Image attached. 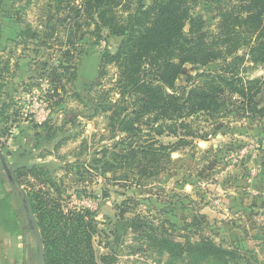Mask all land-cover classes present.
Listing matches in <instances>:
<instances>
[{
  "label": "rangeland",
  "instance_id": "374dc122",
  "mask_svg": "<svg viewBox=\"0 0 264 264\" xmlns=\"http://www.w3.org/2000/svg\"><path fill=\"white\" fill-rule=\"evenodd\" d=\"M210 1L199 2L195 13L213 31L220 8ZM79 2L64 0L63 7ZM47 5L48 0H0V107L5 106L0 151L7 166L23 162L47 170L64 189L63 214L93 212V250L97 258L109 256V264H172L148 246L143 229L135 227L142 224L178 242L209 239L235 253L234 264H264V116L227 112L195 118L198 137L172 153L169 169L144 185L104 173L110 154L125 151L127 144L124 135L112 138L104 110L116 69L101 68L105 51L113 54L122 39L103 32L105 42L91 45L86 37L78 62L76 52L62 44L64 33L50 29L60 15L48 22ZM27 28L35 38L22 35ZM75 61V79L72 69L64 72L63 91L56 95L46 75ZM221 64L183 66L176 88L185 93L187 77L217 71ZM245 67L246 77L263 82L256 101L264 108V65ZM158 140L176 142L165 136ZM20 181L27 196L34 187L46 191L31 187L35 182L27 176ZM26 246L29 264H37L35 238L0 164V264H27Z\"/></svg>",
  "mask_w": 264,
  "mask_h": 264
},
{
  "label": "trees",
  "instance_id": "16d2710c",
  "mask_svg": "<svg viewBox=\"0 0 264 264\" xmlns=\"http://www.w3.org/2000/svg\"><path fill=\"white\" fill-rule=\"evenodd\" d=\"M48 1L47 21L60 15L50 29L64 33L62 44L76 52L78 62L86 37L91 45L105 42L103 32L122 39L113 54L105 51L101 68L116 69L115 81L105 92L104 101L109 105L104 110L109 113L112 138L124 135L127 144L125 151L110 154L104 173L144 185L169 169L172 153L198 137L192 128L195 118L227 112L264 116V108L256 101L263 82L246 77L245 67L264 65V0H211L213 8H220L213 31L207 30L203 17L195 13L202 0H152L150 5H145V0H80L67 8L64 0ZM30 31L27 28L22 35L35 38ZM70 54L68 50L69 58ZM77 61L59 65L46 75L56 95L63 91L64 72L72 69L75 79ZM215 62L222 63L217 71L187 77L185 93L176 88L183 66L206 67ZM162 136L176 142L162 145L158 140ZM14 169L18 186L27 176L35 182L31 187L46 188L35 191L34 187L26 195L42 241L43 264L110 263L109 256L97 258L94 253L93 212L63 214L64 189L47 170L23 162L16 163ZM135 227L143 229L148 246L167 255L172 264H234L236 259L235 253L206 238L188 237L178 242L158 227Z\"/></svg>",
  "mask_w": 264,
  "mask_h": 264
},
{
  "label": "water",
  "instance_id": "95a60500",
  "mask_svg": "<svg viewBox=\"0 0 264 264\" xmlns=\"http://www.w3.org/2000/svg\"><path fill=\"white\" fill-rule=\"evenodd\" d=\"M0 164L5 172L6 175V182L9 185L13 195L16 197V199L19 201L21 204L24 214H25V219L28 225L29 232H31L35 238L36 241V250H37V264H43V246H42V241L40 237V233L36 224V219L34 216V213L32 211L30 202L27 198V196L24 194L23 189L17 185L16 183V178L15 174L13 171L14 165L7 166L5 157L0 151ZM27 246L25 249V260L26 263L29 264L28 262V255H27Z\"/></svg>",
  "mask_w": 264,
  "mask_h": 264
},
{
  "label": "crops",
  "instance_id": "0c3cea01",
  "mask_svg": "<svg viewBox=\"0 0 264 264\" xmlns=\"http://www.w3.org/2000/svg\"><path fill=\"white\" fill-rule=\"evenodd\" d=\"M264 182V181H263Z\"/></svg>",
  "mask_w": 264,
  "mask_h": 264
}]
</instances>
